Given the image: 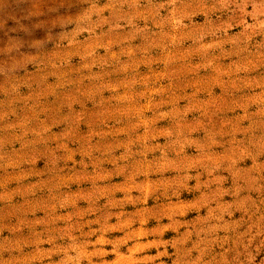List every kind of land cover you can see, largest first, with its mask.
I'll list each match as a JSON object with an SVG mask.
<instances>
[{
    "label": "rangeland",
    "instance_id": "374dc122",
    "mask_svg": "<svg viewBox=\"0 0 264 264\" xmlns=\"http://www.w3.org/2000/svg\"><path fill=\"white\" fill-rule=\"evenodd\" d=\"M101 230L264 264V0H0V264Z\"/></svg>",
    "mask_w": 264,
    "mask_h": 264
},
{
    "label": "crops",
    "instance_id": "0c3cea01",
    "mask_svg": "<svg viewBox=\"0 0 264 264\" xmlns=\"http://www.w3.org/2000/svg\"><path fill=\"white\" fill-rule=\"evenodd\" d=\"M118 222H112L116 225ZM121 237L118 234H109L108 230H101L91 234L87 238L88 246L81 248L79 251L70 255V258L64 256L54 257L51 259V264H122L124 255L133 258L135 254L132 252L133 244H128L127 252L119 251L116 243ZM112 242L114 247L109 248L107 244ZM129 250V251H128ZM115 252L113 255L110 253Z\"/></svg>",
    "mask_w": 264,
    "mask_h": 264
}]
</instances>
